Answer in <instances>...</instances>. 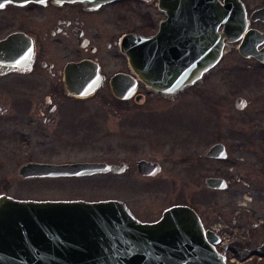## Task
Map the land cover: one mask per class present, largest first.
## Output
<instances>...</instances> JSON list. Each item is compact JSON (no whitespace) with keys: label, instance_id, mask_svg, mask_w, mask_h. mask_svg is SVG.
I'll use <instances>...</instances> for the list:
<instances>
[{"label":"flooded vegetation","instance_id":"obj_1","mask_svg":"<svg viewBox=\"0 0 264 264\" xmlns=\"http://www.w3.org/2000/svg\"><path fill=\"white\" fill-rule=\"evenodd\" d=\"M217 2L223 3L224 0H217ZM239 2L242 3L247 19L246 30L242 37L252 30L258 32V37H264V29L260 27L264 26V19L262 17H257L256 20L251 19L255 11L264 8V4L249 12L246 4L242 0ZM148 4H153L162 16L156 23L157 28L150 27L154 21L150 23L152 15L145 7ZM0 5H2L0 6V141L5 142L8 138L13 140L16 138L15 146L12 148L14 152L19 151L16 146L19 138L22 137L28 143L30 138H41L42 146H48V139L51 137L72 138L74 142H79L81 137V140L90 137L88 130L93 125L96 115L86 113L85 109L88 101L95 99L101 91L106 90V96H108L106 99L118 104L115 109L116 114L129 119L133 114L124 113L125 109L119 106L133 103L140 105L135 102L137 94L143 96L142 105L151 96L155 99L174 100L175 96L195 85L210 71L203 74L199 81L171 94L153 89L134 72L126 53L123 52L124 45H127L125 39L135 35L149 37L158 32L160 24L167 18L165 12L159 9L158 0H115V2L90 6H86L81 0H0ZM238 43L240 44L241 40ZM263 49L264 42L257 46L258 52ZM241 57L251 59L258 63L259 67H264V63L254 57L242 55ZM153 77L156 76L153 75ZM70 88H89L94 91L87 95H74L69 91ZM245 106L246 101L241 98V109ZM153 128L156 132H161L159 128H155V124ZM258 139L263 148L264 132H261V137ZM242 143H245V140H242ZM121 147H124V150L137 149L136 145L130 143ZM208 148L204 153L206 159L224 160L207 157ZM142 161L162 164L151 157L131 160L114 156L70 161L27 159L19 164L81 163L124 166L123 171L115 173L112 171L84 176H49L28 179L71 180L89 179L102 175L116 177L129 169L128 164H135L137 169L136 165ZM138 175L146 181L155 180L156 176H144L139 173ZM240 175L241 213L237 215L240 225L235 224L234 219L231 225L224 223L223 220H221L222 226L212 227L211 225L219 222L214 215L210 216L213 208V192L221 190L209 188L206 180L219 176H208L204 180L205 188L200 193L198 205L205 208V213L201 212L196 203L192 204L184 198L181 185L178 184L176 187V183H172L171 180L161 181L157 186L154 183L127 182L124 184L126 191L122 192V195L110 198L74 197L36 200H85L88 202L111 200L123 203L127 208L128 217L113 219L116 223L115 227L128 228V231L132 233L130 252L135 255L118 257L115 258L116 261L140 263L141 257L136 254H140L145 245L149 246L157 239L159 244L161 242L162 231L159 224L157 234L155 235L154 232L155 225L159 223L165 211L174 206H188L198 215L203 231H212L217 238L227 240H220L216 244L207 242L215 253L224 257H227L228 253L234 254L237 264H264V164H241ZM219 178L227 184V187L222 189L226 190L231 184V179ZM149 189L167 190L168 198L165 200V205L157 209L133 207L131 198ZM2 196L21 200L6 192H0V197ZM7 211L8 213L0 217V264H21L22 249L17 241L21 220L17 218L18 211L14 210L13 214H10L11 209ZM113 212L120 216L125 213V210L116 209ZM159 247H162V243ZM46 258L47 260L32 261L66 262L63 258L54 259L53 256ZM101 260L106 259L98 257L97 262Z\"/></svg>","mask_w":264,"mask_h":264},{"label":"rangeland","instance_id":"obj_2","mask_svg":"<svg viewBox=\"0 0 264 264\" xmlns=\"http://www.w3.org/2000/svg\"><path fill=\"white\" fill-rule=\"evenodd\" d=\"M242 1L249 12L264 4V0ZM145 7L153 16H150V23L154 21L150 27L157 28L156 23L162 16L153 4ZM238 46V42H227L217 65L174 100L151 96L141 106L121 104L119 108L125 109L124 113L133 114L129 119L116 114L118 104L106 99V90L99 92L85 109L86 113L96 115L88 130L90 137L84 140L81 137L79 142L67 137H51L49 145L42 146L41 138H30L28 143L22 137L16 146L19 151L14 152L16 138L0 141V192L35 200L110 198L122 195L127 182L157 186L161 181L171 180L176 187L181 185L184 198L196 203L205 213V208L198 205L205 188L204 180L208 176H219L231 179V184L226 190L213 192L210 216L214 215L220 223L211 225L222 226L221 220L231 225L233 219L240 225L237 215L241 213V164H264V147L258 139L264 132V67L241 57ZM241 98L246 101L242 109L237 103ZM153 124L161 132H156ZM217 142L225 145L227 157L206 159L207 148ZM128 143L136 145L137 149L121 147ZM106 156L131 160L151 157L162 163L159 164L161 171L155 180L149 181L138 175L135 164H128L129 169L116 177L28 180L30 178L18 175V169L24 165L19 163L27 159L70 161ZM167 198V190L149 189L134 195L131 203L137 208L157 209L165 205Z\"/></svg>","mask_w":264,"mask_h":264},{"label":"water","instance_id":"obj_3","mask_svg":"<svg viewBox=\"0 0 264 264\" xmlns=\"http://www.w3.org/2000/svg\"><path fill=\"white\" fill-rule=\"evenodd\" d=\"M81 1L86 6L115 2ZM158 2L159 9L167 15L158 32L149 37L129 36L123 49L134 72L153 89L171 94L200 80L219 62L227 42L241 40L239 54L264 63V49L261 52L257 50L264 37H258L254 30L242 37L247 19L239 0H224L223 3L217 0ZM257 17L264 19V8L255 11L251 19L256 20ZM69 91L74 95H87L94 89L70 88ZM135 102L141 105L142 94L136 95ZM237 103L241 107V99H237ZM206 155L225 159L228 154L224 144L217 142L208 148ZM136 166L138 173L144 176H155L161 170L159 164L144 161ZM123 169L124 166L111 164H24L18 169V175L22 178L83 176L115 173ZM206 185L219 190L227 187L219 177L208 178ZM8 209L12 210L10 214L18 211L17 218L21 220L17 233L22 249L21 264H225V257L215 253L207 243L216 244L220 239L213 232L202 230L198 215L188 206H174L165 211L154 232L156 235L159 224L161 242L159 244L157 239L155 243L145 245L140 254H136L141 257L140 263L115 260L135 255L130 252L132 233L128 228L115 227L113 219L128 217L123 203L111 200L50 202L0 197V217L8 213ZM116 209L125 210V213L116 215L113 212ZM161 243L162 247H159ZM49 256L63 258L66 262H33L35 259L47 260ZM98 257L106 260L97 262Z\"/></svg>","mask_w":264,"mask_h":264},{"label":"built area","instance_id":"obj_4","mask_svg":"<svg viewBox=\"0 0 264 264\" xmlns=\"http://www.w3.org/2000/svg\"><path fill=\"white\" fill-rule=\"evenodd\" d=\"M229 262H231V263H233V261L234 262H236L237 263V261L236 260H234L235 259V257H234V255L233 254H229Z\"/></svg>","mask_w":264,"mask_h":264},{"label":"snow or ice","instance_id":"obj_5","mask_svg":"<svg viewBox=\"0 0 264 264\" xmlns=\"http://www.w3.org/2000/svg\"><path fill=\"white\" fill-rule=\"evenodd\" d=\"M0 6H2V5H0Z\"/></svg>","mask_w":264,"mask_h":264}]
</instances>
